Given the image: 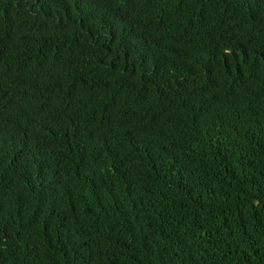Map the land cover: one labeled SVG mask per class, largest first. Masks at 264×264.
I'll return each instance as SVG.
<instances>
[{
    "label": "trees",
    "instance_id": "16d2710c",
    "mask_svg": "<svg viewBox=\"0 0 264 264\" xmlns=\"http://www.w3.org/2000/svg\"><path fill=\"white\" fill-rule=\"evenodd\" d=\"M0 264H264V0H0Z\"/></svg>",
    "mask_w": 264,
    "mask_h": 264
}]
</instances>
